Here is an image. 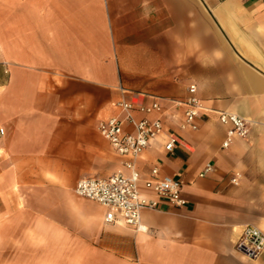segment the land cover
I'll return each mask as SVG.
<instances>
[{"label":"crops","instance_id":"obj_1","mask_svg":"<svg viewBox=\"0 0 264 264\" xmlns=\"http://www.w3.org/2000/svg\"><path fill=\"white\" fill-rule=\"evenodd\" d=\"M191 84L194 131L177 105ZM153 99L164 131L136 161L140 189L153 198L156 167L185 204L108 224L74 187L122 167L98 123ZM218 112L248 135L223 148ZM0 129V264H264L235 250L244 226L264 231V0H0Z\"/></svg>","mask_w":264,"mask_h":264},{"label":"built area","instance_id":"obj_2","mask_svg":"<svg viewBox=\"0 0 264 264\" xmlns=\"http://www.w3.org/2000/svg\"><path fill=\"white\" fill-rule=\"evenodd\" d=\"M187 92V98L183 102H177L178 106L184 108L181 128L194 131L198 128L197 118L202 105L197 97L196 85H189ZM116 106L121 115L100 121L97 129L122 158V167L108 178H80L76 182L74 192L102 206L106 210L104 218L106 223L122 222L126 226L140 230L142 227L140 212L143 208H156L160 199L181 207L185 204V200L181 195V182L166 175L159 177V170L156 167L151 170V178L143 181V188L151 192L153 198L143 195L140 189V175L136 161L150 142L164 131L160 118L163 113L160 101L153 99L148 105L136 106L132 102L121 100ZM135 112L144 116L136 118ZM151 114L159 116L150 119L148 115ZM218 119L226 126L223 148H227L234 138H244L249 133L247 121L238 115L218 112ZM126 126H129V130H126ZM0 134H3L2 129ZM177 143L178 138L174 134H169L164 149L171 152ZM211 170V165L207 164L199 176L202 177ZM239 179L240 175L235 174L231 182L236 185ZM235 250L249 259L257 258L264 253V231L253 225L244 226L235 242Z\"/></svg>","mask_w":264,"mask_h":264}]
</instances>
